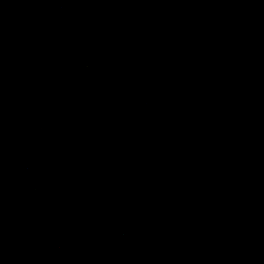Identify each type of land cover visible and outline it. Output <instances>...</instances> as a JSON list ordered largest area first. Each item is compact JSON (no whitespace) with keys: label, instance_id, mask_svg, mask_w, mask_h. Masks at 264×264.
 Instances as JSON below:
<instances>
[{"label":"water","instance_id":"obj_1","mask_svg":"<svg viewBox=\"0 0 264 264\" xmlns=\"http://www.w3.org/2000/svg\"><path fill=\"white\" fill-rule=\"evenodd\" d=\"M0 264H264V0H0Z\"/></svg>","mask_w":264,"mask_h":264}]
</instances>
